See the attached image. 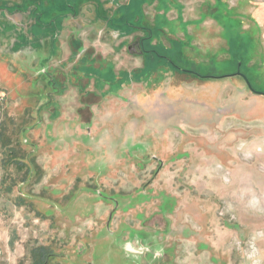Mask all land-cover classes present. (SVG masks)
Masks as SVG:
<instances>
[{"label": "rangeland", "instance_id": "374dc122", "mask_svg": "<svg viewBox=\"0 0 264 264\" xmlns=\"http://www.w3.org/2000/svg\"><path fill=\"white\" fill-rule=\"evenodd\" d=\"M253 29L224 33L230 63L179 67L214 78L150 87L87 40L2 43L0 264H264V97L235 75L264 93Z\"/></svg>", "mask_w": 264, "mask_h": 264}, {"label": "crops", "instance_id": "0c3cea01", "mask_svg": "<svg viewBox=\"0 0 264 264\" xmlns=\"http://www.w3.org/2000/svg\"><path fill=\"white\" fill-rule=\"evenodd\" d=\"M20 2L19 7L25 12L17 10ZM14 14L22 15L23 24L13 19ZM233 21H240L246 30L257 27L258 36L264 41V1L0 0V48L4 43L7 53L16 54L25 45L32 49L36 44L38 51L48 47V55L55 57L62 35L69 37L71 47L87 40L101 51V61L112 60L117 71L139 72L151 65V75L142 81L150 87L176 78L186 79L180 75L185 72L177 69L182 64H190L194 69L230 63V47L224 33L232 31ZM19 24L27 25L26 31L23 28L21 33H15ZM43 60L50 61L45 56ZM138 81L134 80V84Z\"/></svg>", "mask_w": 264, "mask_h": 264}, {"label": "trees", "instance_id": "16d2710c", "mask_svg": "<svg viewBox=\"0 0 264 264\" xmlns=\"http://www.w3.org/2000/svg\"><path fill=\"white\" fill-rule=\"evenodd\" d=\"M177 68V67H175ZM178 69V68H177ZM187 72V71H185ZM190 74H195L193 72H189ZM196 75V74H195ZM197 76V75H196ZM202 78H211L210 76H203ZM251 83V82H250ZM45 248L43 247H38V249H34V253H37L38 255H33V264H40L42 260V256H45ZM44 262V261H43Z\"/></svg>", "mask_w": 264, "mask_h": 264}, {"label": "water", "instance_id": "95a60500", "mask_svg": "<svg viewBox=\"0 0 264 264\" xmlns=\"http://www.w3.org/2000/svg\"><path fill=\"white\" fill-rule=\"evenodd\" d=\"M235 75H237V76H239V77H241V78L243 79V81H244V82L246 83V85H247V88H248L252 93L257 94V95H260V96H264V93H262V92H258V91L254 90V89L252 88L250 82L248 81V79L246 78V76L244 75V73L242 74V73H240V72L238 71Z\"/></svg>", "mask_w": 264, "mask_h": 264}, {"label": "flooded vegetation", "instance_id": "af4514ba", "mask_svg": "<svg viewBox=\"0 0 264 264\" xmlns=\"http://www.w3.org/2000/svg\"><path fill=\"white\" fill-rule=\"evenodd\" d=\"M179 69V68H178ZM180 70V69H179ZM181 72H185V71H183V70H180ZM185 73H189V72H185ZM193 73H195V72H193ZM190 74V73H189ZM197 76H196V75ZM195 74H192L193 76H195V77H198V78H200V79H204V78H202L203 76H200L199 74H197V73H195ZM245 75V74H244ZM211 78H214V77H211ZM248 80H249V78L248 77H246ZM251 80V79H250ZM133 82H134V80H132ZM143 82H145V80H143ZM138 84H140V83H142V81L140 80V81H138L137 82ZM143 84V83H142Z\"/></svg>", "mask_w": 264, "mask_h": 264}]
</instances>
